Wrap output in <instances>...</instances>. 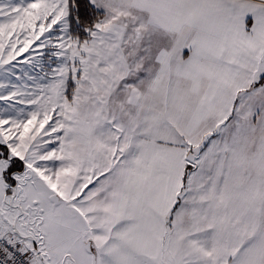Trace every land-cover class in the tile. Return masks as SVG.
Wrapping results in <instances>:
<instances>
[{"label":"snow or ice","instance_id":"obj_1","mask_svg":"<svg viewBox=\"0 0 264 264\" xmlns=\"http://www.w3.org/2000/svg\"><path fill=\"white\" fill-rule=\"evenodd\" d=\"M0 264H264V0H0Z\"/></svg>","mask_w":264,"mask_h":264}]
</instances>
